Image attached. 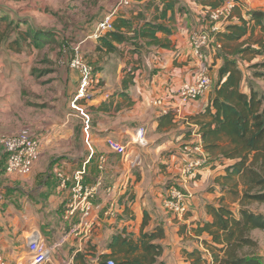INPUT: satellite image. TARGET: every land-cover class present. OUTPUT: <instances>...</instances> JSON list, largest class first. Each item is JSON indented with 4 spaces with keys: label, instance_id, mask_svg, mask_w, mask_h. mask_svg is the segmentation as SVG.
<instances>
[{
    "label": "crops",
    "instance_id": "0c3cea01",
    "mask_svg": "<svg viewBox=\"0 0 264 264\" xmlns=\"http://www.w3.org/2000/svg\"><path fill=\"white\" fill-rule=\"evenodd\" d=\"M129 1L127 6L117 7L113 20L131 18L133 27L150 22L167 31L156 30V42L148 36L137 37L115 43L117 50L106 52L97 50L101 35L94 38L92 34L117 0H0V14L6 8H16L35 19L52 21L64 15L68 24L76 21L80 29L75 27L74 40L83 41L82 53L99 77L91 99L83 106L89 118V127H85L81 116L70 108L78 75L66 64L65 50L49 44L40 50L31 47L27 49L31 59L24 61V49L14 51L7 41L0 42V138L27 132L39 140L38 159L25 176L5 172L0 146V255L5 264H16L28 256L27 242L35 233L50 249L43 264H106L108 260L117 264L124 253L114 249L124 241L123 249L127 244L137 246L127 254L131 262L142 256L149 244L160 247L158 254H153V264H192L193 250L211 259L202 243L211 238L206 232L198 234L196 228L212 220L209 205L224 204L231 209L227 205L231 183L224 181L229 180L226 168L236 160L221 157L218 151H205L211 160L186 183L180 167L191 155L183 149L184 144L202 142L195 122L203 118L192 117L204 112L219 82L218 70L224 58L223 42L218 38L204 48L202 60L193 54L189 38L206 27L208 11L227 0H172V7L162 17L169 0ZM232 1L235 6L226 25L240 24V17L248 20L250 11H264V0ZM257 31L263 38L264 31L250 25L244 36L231 42L232 47H252L250 41ZM135 42L140 47L136 48ZM37 52L52 61L50 70L56 72L52 77L56 90L46 89L45 95L39 92L34 74L33 56ZM7 56L13 61L8 62ZM198 72L210 76L209 88L196 100L180 103L179 87L192 82ZM241 89L249 92L244 89L243 72ZM140 127L145 129L143 146L132 143ZM106 138L126 144V153H112ZM99 156L104 157L102 169ZM77 170L84 171L83 184L94 188V193L87 214L76 211L66 215L73 182L60 188L57 174L71 177ZM171 186H184L192 195L182 215L163 205ZM152 232L156 234L153 239L143 238Z\"/></svg>",
    "mask_w": 264,
    "mask_h": 264
},
{
    "label": "trees",
    "instance_id": "16d2710c",
    "mask_svg": "<svg viewBox=\"0 0 264 264\" xmlns=\"http://www.w3.org/2000/svg\"><path fill=\"white\" fill-rule=\"evenodd\" d=\"M172 0L165 3L161 17L165 10L171 8ZM11 17L17 18L16 21ZM138 17H140L138 15ZM32 16L25 13H18L13 9H7L0 14V42L7 41V46L14 51L20 49L40 50L44 45L56 42L53 28L37 27ZM240 24H228L223 32L216 35L221 44L224 54L223 63L218 70L219 82L215 86L212 95L209 97L204 112L192 119L203 118L198 125V132L203 143V148L209 154L218 151L221 157L236 160L234 164L226 168V177L231 179L234 176L243 181V193L240 197L242 207L236 215L228 206L209 205L208 212L212 216L210 222L198 224L196 232L209 234L210 242L202 241L204 247L210 252V261L201 257L199 250H193L194 260L192 264H261L253 246L256 242L251 238L250 233L254 229L264 232V214L254 212L247 208V205L256 202H264V90L250 88L248 93L241 89L242 72L237 66L235 55L257 50L247 45L243 48L232 47L234 42L244 36L248 27L253 29L259 26L264 31V11L253 10L249 12V19L240 17ZM24 26V27H23ZM156 30L167 31L160 24L146 22L138 27H133V19L117 17L112 21V29L105 31L98 38L97 50L112 52L117 50L115 45L137 37L148 36L152 42L157 39L154 36ZM11 33L15 35H11ZM132 34V35H130ZM80 41L75 40L72 45ZM260 47L264 46L263 38L256 40ZM135 47H140L134 43ZM66 42L61 43L57 48L63 52L66 46V63L69 58V51ZM135 50V49H134ZM230 54L232 57H228ZM253 76L264 81V60L252 64ZM224 77V79H222ZM208 120L206 121V119ZM231 187L229 192L235 191ZM155 233H145L143 238L153 239ZM125 242V241H124ZM121 246L114 250L124 253V256L117 264H153V254L160 251L158 245L149 244L144 246L145 253L136 257L134 261L127 259V254L133 252L137 246L127 244V248ZM148 257L150 259H148ZM102 264V263H100Z\"/></svg>",
    "mask_w": 264,
    "mask_h": 264
},
{
    "label": "built area",
    "instance_id": "2783aa9c",
    "mask_svg": "<svg viewBox=\"0 0 264 264\" xmlns=\"http://www.w3.org/2000/svg\"><path fill=\"white\" fill-rule=\"evenodd\" d=\"M129 0H117L116 6L105 13L97 22L92 37L98 38L105 31L112 29L113 16L118 6H127ZM235 6L232 0H227L220 6L210 9L207 13V25L205 28L194 31L190 35V45L193 54L199 58H204V48L209 45L220 32L226 27L231 11ZM82 42L78 41L71 46L68 53L69 58L67 65L78 75V84L75 93L70 102V108L78 116H81L85 127H89V118L85 113L83 106L85 102L90 100L95 87L98 85L99 77L94 66L84 57L82 53ZM63 50H67L64 46ZM210 86V78L204 72L195 74L192 82L183 83L178 89V97L180 103L185 104L196 100ZM107 148L117 155L126 153V144L114 139L106 138ZM132 143L137 146L146 144L145 129L137 128L132 137ZM39 140L27 132H19L16 134L3 136L0 138V146L5 155V172L18 176L28 175L32 171V167L38 159ZM183 149L186 153H190L189 157L180 167V174L183 181L193 174L196 170L203 167L208 162V155L203 148L202 142L195 144H184ZM104 157L99 156V168L102 169ZM83 170H77L71 177L63 173H58L59 187L65 188L68 181L72 180V197L66 207V215H73L79 211L82 215L87 214L90 202L89 198L94 193V188L87 187L83 184ZM185 185V184H184ZM191 193L184 186H171L168 189L167 196L163 200L164 207L176 215H182L187 210V200L191 197ZM28 256L19 259L16 264H43L46 260L50 249L46 246L42 237L35 233L27 242ZM0 264H5L0 255ZM106 264H115L113 260H108Z\"/></svg>",
    "mask_w": 264,
    "mask_h": 264
},
{
    "label": "rangeland",
    "instance_id": "374dc122",
    "mask_svg": "<svg viewBox=\"0 0 264 264\" xmlns=\"http://www.w3.org/2000/svg\"><path fill=\"white\" fill-rule=\"evenodd\" d=\"M7 9L8 10L9 9L14 10L16 8H6V10ZM26 15H29V14H26ZM74 15L76 17V14H74ZM75 17H73L72 19H75ZM11 18L14 19V21H16V19H17L15 17L14 18L11 17ZM33 20H34V24L37 27L53 28L56 36H58V37L62 36L63 37V41L58 38L56 40V42L52 43L51 47H53V48H57L63 42H66L67 46L70 47V45H72L71 43H73V41H75L74 40V38H75L74 32H76L75 27H77V30H78V28L80 29V26H77L78 24L76 23V21L68 24L67 19L64 15L63 16H57L56 19H54L52 21H48V20H46V18H43V19L39 18V19H33ZM11 35L13 36L15 34L11 33ZM259 37H261V35L257 31L255 33V35H253L251 41L257 40V39H259ZM262 37L264 38V36H262ZM251 41H250V43H251L252 47L254 49H257L258 53L253 55V54H251V52H248V53L244 54L245 55L244 57L238 56V54H237V55H235L236 62H237L239 69L244 74V89L249 90L252 87V88L257 89V90H264V81L261 80L260 78H256L253 76L254 69L252 68V64L261 60V56L263 54L264 47L259 48V46H258L259 44L253 43ZM24 51H25V55L23 56V60L29 61V59H31L30 53L28 52V50L26 48L24 49ZM2 59H3V56H2ZM12 59L13 58H10L9 56L6 57V60L8 62H12L13 61ZM55 60H57V58H55ZM33 62H36V68H35L36 71L34 74L37 76V78H38L37 81L40 84L39 92L43 91V95H45L46 89H48L49 92H52V91L54 92L56 90L57 85H53L55 80L53 81L52 77H53V75L56 74V72H55V69L50 70V66L53 65L52 61L47 59L44 56V54H41V52H37L35 57L33 56ZM54 64H58V63L54 62ZM207 76L210 78V76L208 74H207ZM34 84L30 83L31 86H34ZM212 84H213V82H212ZM215 159L217 160L218 158H214V160ZM209 160H211L210 156H209ZM128 162H129V159L127 161L126 160L124 161L125 164H127ZM262 175L264 176V169H263ZM234 177L227 180V181H224V182L225 183H231V184H228V185H231V186H228V188H230V187L236 188L235 191H232L231 193L227 194V205L229 204L232 211L237 215L238 211L242 207L240 197L242 196V193H243V181L241 180L242 178L240 179L237 176H234ZM247 208L254 211V212H259V213L264 214V202L263 203L252 202V203L247 205ZM250 236L256 242V247L253 246V249L256 252V255L258 256L261 264H264V232H262L261 230H258V229H254L251 231Z\"/></svg>",
    "mask_w": 264,
    "mask_h": 264
}]
</instances>
